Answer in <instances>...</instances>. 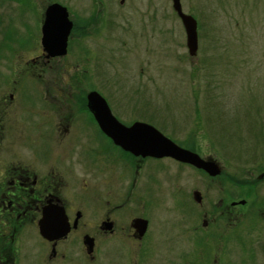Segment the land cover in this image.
Masks as SVG:
<instances>
[{
  "label": "rangeland",
  "instance_id": "obj_1",
  "mask_svg": "<svg viewBox=\"0 0 264 264\" xmlns=\"http://www.w3.org/2000/svg\"><path fill=\"white\" fill-rule=\"evenodd\" d=\"M50 1L0 0V78L20 70L22 63L24 71L29 69L30 91L38 90L33 79L39 81V69L31 61L27 68L25 61L38 55L42 14ZM58 1L78 20L89 16L85 10L91 9L90 0ZM120 1L105 0L114 22ZM153 1L156 21L151 35L146 31L145 36L144 32L125 36L118 26L110 27L107 37L73 33L69 53L45 64L44 90H56L54 81L65 76L78 92L89 74L93 89L125 113L123 120L139 113L141 120L181 147L222 167L214 181L170 160L146 165L135 190L143 198L133 207L156 225L165 224L159 240L152 238L156 247L150 264H168L170 258L172 264H264V0H182L184 11L199 23L196 56L189 53L185 33H168L178 26L173 1ZM127 39L132 45L123 49ZM85 58H90V65ZM83 176L78 171V183ZM132 178L124 179L125 192ZM256 179L260 180L256 186L245 184ZM222 186L232 199L247 203L237 206L242 215L236 221L234 244H226L219 255L205 242L195 249L194 234L182 226L186 216L189 222L196 220L193 191L204 197L201 220L210 202L214 206L222 196Z\"/></svg>",
  "mask_w": 264,
  "mask_h": 264
},
{
  "label": "flooded vegetation",
  "instance_id": "obj_2",
  "mask_svg": "<svg viewBox=\"0 0 264 264\" xmlns=\"http://www.w3.org/2000/svg\"><path fill=\"white\" fill-rule=\"evenodd\" d=\"M90 1L91 9L85 10L89 16L83 20L69 11L73 22L69 44L78 30L84 36H106L110 27L117 26L119 34L125 36H141V32L145 36L146 31L149 35L155 31L153 0H121L115 22L105 0ZM55 2L60 1L51 0L44 8L41 27L47 7ZM172 13L181 26L170 27L168 33L186 34L181 17L175 10ZM131 45L127 39L122 48ZM57 58L48 57L41 38L36 58L25 61L27 68L31 61L39 69V81L33 79L37 91L29 90V69L24 71L22 63L20 70L0 78V264H150L155 241L165 224L156 225L149 215L138 213L133 207L135 200L143 198L135 190L146 165L170 160L180 167L190 166L214 181L222 173L211 177L204 170L172 157H144L124 149L102 130L88 107L87 96L96 90L91 75L85 74V87L78 86V92L73 90L74 82L65 76L54 81L52 88L56 90H44V66ZM84 61L89 65L92 62L90 58ZM105 98L123 124L146 122L139 113L123 120L125 113ZM78 171L86 176L79 183ZM131 175L125 192L124 179ZM225 187L220 188L224 191L217 203L213 206L210 202V208L203 212L202 222L199 210H204V200L194 205L196 220L189 222L186 216L183 221V231L194 234L191 244L195 249L205 242L221 255L226 244H234L236 221L242 213ZM138 218L148 221L143 236L135 226ZM174 228L172 225L171 229ZM195 260L199 263L197 252ZM168 264H172L171 258Z\"/></svg>",
  "mask_w": 264,
  "mask_h": 264
},
{
  "label": "water",
  "instance_id": "obj_3",
  "mask_svg": "<svg viewBox=\"0 0 264 264\" xmlns=\"http://www.w3.org/2000/svg\"><path fill=\"white\" fill-rule=\"evenodd\" d=\"M172 1L173 8L181 17L186 29L189 53L191 56H196L199 51L198 21L193 15L183 10L181 0ZM72 29L73 22L70 19L68 8L58 2L50 4L46 9L42 27V44L48 57H63L68 54ZM87 100L88 107L102 130L124 149L144 157H172L175 160L204 170L211 177L221 175L222 167L218 162L213 159H206L192 150L181 147L152 124L137 121L131 126H127L120 122L112 113L108 101L100 92L96 90L90 92ZM194 199L196 202L202 203V193L195 191ZM237 203L243 205L246 200ZM135 226L143 236L148 221L138 218L135 221Z\"/></svg>",
  "mask_w": 264,
  "mask_h": 264
},
{
  "label": "trees",
  "instance_id": "obj_4",
  "mask_svg": "<svg viewBox=\"0 0 264 264\" xmlns=\"http://www.w3.org/2000/svg\"><path fill=\"white\" fill-rule=\"evenodd\" d=\"M260 182V180L259 179H256V180H251L250 182L248 181L247 183H245V184H249L250 186H256L258 183ZM249 196H251V195H246L245 197H249ZM252 197V196H251Z\"/></svg>",
  "mask_w": 264,
  "mask_h": 264
}]
</instances>
